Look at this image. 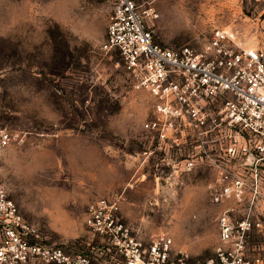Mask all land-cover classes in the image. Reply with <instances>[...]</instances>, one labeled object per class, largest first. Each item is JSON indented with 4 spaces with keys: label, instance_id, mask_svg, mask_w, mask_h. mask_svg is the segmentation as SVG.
Segmentation results:
<instances>
[{
    "label": "rangeland",
    "instance_id": "obj_1",
    "mask_svg": "<svg viewBox=\"0 0 264 264\" xmlns=\"http://www.w3.org/2000/svg\"><path fill=\"white\" fill-rule=\"evenodd\" d=\"M135 1L163 45L198 46L218 27L238 46L264 40V0ZM110 10L111 0H0V124L13 134L0 181L42 235L70 250L85 238L88 203L118 192L140 236L165 233L192 260L212 258L224 245L217 219L228 204L211 200L215 170L175 171L144 137L154 97L132 87L116 48L102 47ZM73 136L101 148L94 171L108 162L110 177L83 174L67 151ZM108 146L116 151L103 152ZM247 246L264 259V225Z\"/></svg>",
    "mask_w": 264,
    "mask_h": 264
},
{
    "label": "built area",
    "instance_id": "obj_2",
    "mask_svg": "<svg viewBox=\"0 0 264 264\" xmlns=\"http://www.w3.org/2000/svg\"><path fill=\"white\" fill-rule=\"evenodd\" d=\"M102 47L116 48L132 87L154 97L142 129L162 159L175 171L215 170L211 200L228 203L217 219L224 245L199 261L168 234L145 239L110 192L87 205L85 238L70 250L42 235L0 181V264H264L247 246L264 225V40L238 46L218 27L198 46L163 45L135 0H111ZM12 139L0 124V154Z\"/></svg>",
    "mask_w": 264,
    "mask_h": 264
},
{
    "label": "crops",
    "instance_id": "obj_3",
    "mask_svg": "<svg viewBox=\"0 0 264 264\" xmlns=\"http://www.w3.org/2000/svg\"><path fill=\"white\" fill-rule=\"evenodd\" d=\"M67 143L72 145V148L70 147L67 148L68 154L70 155L71 158H74L77 161L81 162L82 169H85V172L83 173L84 175L94 176V173H96L99 176V174L102 172L103 175H106V177L108 178L113 174V165L108 162H106V165L103 166L102 169H100V172H99V169H96L94 171V159L97 158L96 155L99 154L101 150L99 146L97 148H94V141H90V143H87L86 141L83 142L78 139H75V137L73 136V137H70V141H67ZM104 151H107L113 154L116 150L113 146H108L106 147V149L103 148V152ZM108 171L110 172V174L106 173ZM111 171H112V174H111ZM97 187H98V179L94 180V188H97ZM92 194L94 195V193ZM105 194H108V193H105ZM98 196L95 195L94 199ZM85 197L87 198L88 196L85 195ZM251 248H254V247H251Z\"/></svg>",
    "mask_w": 264,
    "mask_h": 264
}]
</instances>
